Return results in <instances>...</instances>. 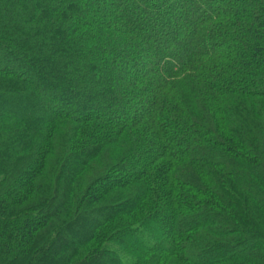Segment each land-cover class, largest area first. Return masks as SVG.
<instances>
[{
	"label": "trees",
	"instance_id": "16d2710c",
	"mask_svg": "<svg viewBox=\"0 0 264 264\" xmlns=\"http://www.w3.org/2000/svg\"><path fill=\"white\" fill-rule=\"evenodd\" d=\"M0 264H264V0H0Z\"/></svg>",
	"mask_w": 264,
	"mask_h": 264
}]
</instances>
